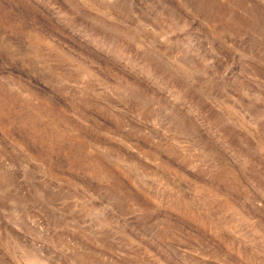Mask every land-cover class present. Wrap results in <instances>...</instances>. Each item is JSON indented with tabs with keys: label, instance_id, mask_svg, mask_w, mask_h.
I'll use <instances>...</instances> for the list:
<instances>
[{
	"label": "rangeland",
	"instance_id": "rangeland-1",
	"mask_svg": "<svg viewBox=\"0 0 264 264\" xmlns=\"http://www.w3.org/2000/svg\"><path fill=\"white\" fill-rule=\"evenodd\" d=\"M264 264V0H0V264Z\"/></svg>",
	"mask_w": 264,
	"mask_h": 264
},
{
	"label": "bare ground",
	"instance_id": "bare-ground-1",
	"mask_svg": "<svg viewBox=\"0 0 264 264\" xmlns=\"http://www.w3.org/2000/svg\"><path fill=\"white\" fill-rule=\"evenodd\" d=\"M33 264V263H32Z\"/></svg>",
	"mask_w": 264,
	"mask_h": 264
}]
</instances>
